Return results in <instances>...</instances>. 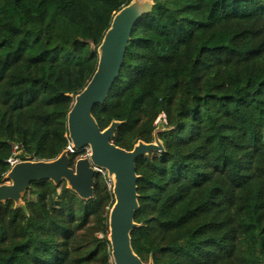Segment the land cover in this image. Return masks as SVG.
<instances>
[{"label":"trees","instance_id":"16d2710c","mask_svg":"<svg viewBox=\"0 0 264 264\" xmlns=\"http://www.w3.org/2000/svg\"><path fill=\"white\" fill-rule=\"evenodd\" d=\"M130 1L0 0V184L18 150L49 161L67 149L74 97ZM93 116L122 122L113 142L126 150L166 129L164 152L136 161L144 263L264 264V0H155ZM23 201L0 204V264H113L103 176L89 201L50 181Z\"/></svg>","mask_w":264,"mask_h":264},{"label":"water","instance_id":"95a60500","mask_svg":"<svg viewBox=\"0 0 264 264\" xmlns=\"http://www.w3.org/2000/svg\"><path fill=\"white\" fill-rule=\"evenodd\" d=\"M154 4L155 0H131L114 13L96 49V69L86 86L75 95L67 114L70 141L67 149L49 161L28 160L18 150L14 155L18 162L10 167L0 184V204L12 202L15 209L25 210L23 198L33 183L50 181L56 187L65 184L79 199L89 201L94 198L98 169L104 171L112 183L114 200L108 214L107 236L113 264H153L151 258L144 263L131 245L132 232L141 226L134 220L140 208L136 161L164 152L158 135L166 129L159 123L152 142L138 141L132 149L126 150L113 142L122 122L113 120L105 129H100L93 110L107 100L122 68L132 31L140 18L152 12ZM86 149L88 155L71 164L70 154Z\"/></svg>","mask_w":264,"mask_h":264},{"label":"built area","instance_id":"2783aa9c","mask_svg":"<svg viewBox=\"0 0 264 264\" xmlns=\"http://www.w3.org/2000/svg\"><path fill=\"white\" fill-rule=\"evenodd\" d=\"M87 150V149H86ZM88 152V151H87ZM16 153H14L9 159H8V164L10 165V167H12L14 164H16L17 162H18V159H16L15 157H14V155H15ZM88 155V153L85 155V156H87ZM85 156H82V157H85ZM103 174V177L106 179V183H107V185H108V188L111 190V187H112V183H111V181L107 178V176H106V173L104 172V171H102V170H99L98 169V175H101V174ZM102 176V175H101Z\"/></svg>","mask_w":264,"mask_h":264},{"label":"rangeland","instance_id":"374dc122","mask_svg":"<svg viewBox=\"0 0 264 264\" xmlns=\"http://www.w3.org/2000/svg\"><path fill=\"white\" fill-rule=\"evenodd\" d=\"M158 124H159V122H158ZM87 151H88V150H85L84 154H82V153L78 154L77 157H78V156H81V157H82V156H85V155L88 153ZM100 174H101V173H100ZM101 175L103 176V174H101ZM111 262H112V260H111Z\"/></svg>","mask_w":264,"mask_h":264}]
</instances>
